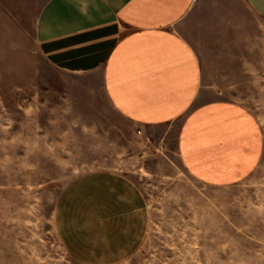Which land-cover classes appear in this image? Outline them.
I'll return each mask as SVG.
<instances>
[{
  "label": "rangeland",
  "instance_id": "obj_1",
  "mask_svg": "<svg viewBox=\"0 0 264 264\" xmlns=\"http://www.w3.org/2000/svg\"><path fill=\"white\" fill-rule=\"evenodd\" d=\"M45 2L0 0V264H83L56 237L55 204L72 179L98 169L132 179L149 212L146 238L114 264H264L262 28L259 56H252L256 77L235 71L246 56H210L212 80L243 85L223 95L255 115L262 156L238 182L207 185L184 168L175 127L134 131L96 90L97 76L76 79L46 61L35 37ZM230 8L225 0L203 2L199 24L211 33L207 41L244 42L237 27L244 18ZM226 69L225 82L219 74Z\"/></svg>",
  "mask_w": 264,
  "mask_h": 264
},
{
  "label": "crops",
  "instance_id": "obj_2",
  "mask_svg": "<svg viewBox=\"0 0 264 264\" xmlns=\"http://www.w3.org/2000/svg\"><path fill=\"white\" fill-rule=\"evenodd\" d=\"M204 1L46 0L35 37L41 55L59 72L76 79L97 76L96 90L134 131L175 127L184 168L199 182L222 186L254 170L263 137L253 112L223 95L243 85L211 79L210 56H246L235 71L250 79L258 75L252 56H259L260 28L264 39V0H225L244 18L237 27L245 40L237 46H224L221 38L207 41L211 33L199 24ZM221 73L226 82L230 73ZM148 225L142 191L112 169L78 175L55 204L56 237L83 264L128 258L146 238Z\"/></svg>",
  "mask_w": 264,
  "mask_h": 264
}]
</instances>
